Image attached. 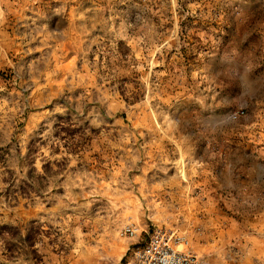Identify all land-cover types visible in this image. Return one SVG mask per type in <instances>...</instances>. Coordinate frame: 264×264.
I'll use <instances>...</instances> for the list:
<instances>
[{
    "label": "rangeland",
    "instance_id": "rangeland-1",
    "mask_svg": "<svg viewBox=\"0 0 264 264\" xmlns=\"http://www.w3.org/2000/svg\"><path fill=\"white\" fill-rule=\"evenodd\" d=\"M127 223L264 264V0H0V264H123Z\"/></svg>",
    "mask_w": 264,
    "mask_h": 264
},
{
    "label": "built area",
    "instance_id": "built-area-1",
    "mask_svg": "<svg viewBox=\"0 0 264 264\" xmlns=\"http://www.w3.org/2000/svg\"><path fill=\"white\" fill-rule=\"evenodd\" d=\"M145 233L140 243H134L123 264H206L205 259L194 252L183 235L166 227L151 230L127 223L119 230V236L133 238Z\"/></svg>",
    "mask_w": 264,
    "mask_h": 264
},
{
    "label": "trees",
    "instance_id": "trees-1",
    "mask_svg": "<svg viewBox=\"0 0 264 264\" xmlns=\"http://www.w3.org/2000/svg\"><path fill=\"white\" fill-rule=\"evenodd\" d=\"M127 90V89H124ZM121 96L124 98V100L127 103H134L139 99V95L136 93H131L130 95L125 94V91H121L120 92ZM58 118H64L62 116H58ZM60 128H62L61 130H63L65 132V135L68 136L69 142L65 144L66 148H67V152L68 153H78L80 150H82V146L86 143V140L90 139V137H86V135L80 131L76 130H72L70 129V127H62L61 124ZM59 138H64L61 137V135L58 134ZM17 237L19 240L22 241H29V233H25L24 235L21 234V232H17ZM6 243L8 244V242L6 241ZM5 240H4V244ZM6 251H9V248H6ZM32 253H34V251H31Z\"/></svg>",
    "mask_w": 264,
    "mask_h": 264
},
{
    "label": "crops",
    "instance_id": "crops-1",
    "mask_svg": "<svg viewBox=\"0 0 264 264\" xmlns=\"http://www.w3.org/2000/svg\"><path fill=\"white\" fill-rule=\"evenodd\" d=\"M264 254V246L260 244V246H253L248 249V257L252 261H257L256 257H259Z\"/></svg>",
    "mask_w": 264,
    "mask_h": 264
}]
</instances>
